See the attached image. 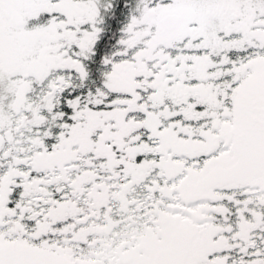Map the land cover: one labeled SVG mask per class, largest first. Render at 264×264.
<instances>
[{
    "label": "snow or ice",
    "instance_id": "snow-or-ice-1",
    "mask_svg": "<svg viewBox=\"0 0 264 264\" xmlns=\"http://www.w3.org/2000/svg\"><path fill=\"white\" fill-rule=\"evenodd\" d=\"M0 264H264V0H0Z\"/></svg>",
    "mask_w": 264,
    "mask_h": 264
}]
</instances>
